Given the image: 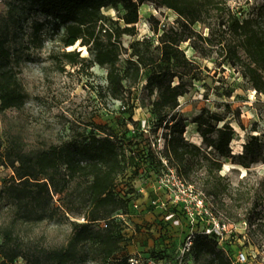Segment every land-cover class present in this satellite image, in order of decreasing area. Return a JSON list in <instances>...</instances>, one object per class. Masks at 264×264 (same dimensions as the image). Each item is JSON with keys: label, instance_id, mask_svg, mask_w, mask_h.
Listing matches in <instances>:
<instances>
[{"label": "rangeland", "instance_id": "rangeland-1", "mask_svg": "<svg viewBox=\"0 0 264 264\" xmlns=\"http://www.w3.org/2000/svg\"><path fill=\"white\" fill-rule=\"evenodd\" d=\"M142 1L135 32L121 39L119 70L124 73L129 59H137V51L158 55L164 32L182 31L191 36L181 43V48L194 67L191 76L195 77L184 78L190 81V89L180 97V106L174 112L186 125L185 138L205 148L192 120L206 107L226 116L235 128L231 143L234 154L243 152L251 135H259L264 142V93L258 92L246 76V57L231 60L225 54L222 44L229 37L225 26L218 24L221 17L208 16L203 22L187 26L158 0ZM221 1L225 17L233 13L241 20L257 17L264 7V0ZM103 12L109 18L108 25H123L119 21L122 9L104 8ZM57 22L34 8L33 0H0V36L11 49V66L26 96L23 106L0 109L1 151L12 140L20 141L26 151H39L81 140L91 133H111L126 158V168L117 178V191L130 198L128 215L116 217L133 240L117 258L129 253L144 255L153 245L161 249L169 243L178 255L189 234L205 232L214 235L218 248L230 258L235 260L244 253L246 264H264V159L245 168L230 158H221L220 174L229 190L218 197L203 190L205 166L194 164L189 179L180 177L184 185L180 186L176 169L165 157L169 130L157 128V118L152 113L157 92L152 94L146 87L150 67L143 69L137 81L130 76L132 71L127 72L124 95L116 99L109 92L107 68L68 64L64 52L81 49L83 56H92L79 43L65 46L61 41L63 27L58 30ZM209 23L216 28L211 42H206L202 37L212 36ZM159 159L163 164L158 163ZM12 175V168L0 164V188ZM89 181L79 177L63 194L53 193L52 205L58 210L40 221L20 218L12 200L1 195L0 230L13 229L14 237L26 251L66 245L72 235L70 221L84 219L78 212H66L62 205L79 199L73 207L75 211H85ZM153 199H157L154 207L150 204ZM163 201L165 207L160 203ZM103 225L100 221L93 227ZM3 239L0 235V245ZM79 255L86 260L79 257L71 264H99L95 243L82 244ZM18 261L28 264L22 258ZM195 264L207 261L201 259Z\"/></svg>", "mask_w": 264, "mask_h": 264}, {"label": "trees", "instance_id": "trees-1", "mask_svg": "<svg viewBox=\"0 0 264 264\" xmlns=\"http://www.w3.org/2000/svg\"><path fill=\"white\" fill-rule=\"evenodd\" d=\"M162 6L175 11L183 25L193 26L205 21L208 16H220L219 25L225 26L228 41L222 44L225 54L231 60L246 57L244 72L253 87L264 93V7L257 17L240 19L229 13L224 15L225 5L221 0H158ZM142 0H33L34 8L42 14L58 20L55 27H63L61 41L65 46L86 47L92 58L82 55V50L64 52L68 64L88 66L95 64L108 69V88L112 97L122 99L126 73L139 80L144 68L151 69L146 87L150 93L157 92L152 102V113L157 118V128L164 126L169 130L166 140L165 157L171 162L178 175L185 180L190 178L193 165L205 166L203 190L218 197L229 190L222 182L220 171L221 158H230L233 163L250 168L252 164L264 159V142L259 135H251L244 143L242 153L234 154L231 143L236 131L226 116L204 107L192 122L203 138L202 145L187 140L184 136L186 125L174 113L180 106V97L190 89L194 70L191 61L181 48V43L191 38L182 31L164 32L160 36V52L147 56L137 51V59H129L124 73L118 68L121 55V39L126 33L133 34L140 20ZM104 8L122 9L116 27L108 25V16ZM224 17V18H223ZM212 36L202 37L211 42L214 35L212 23H209ZM192 46L199 49L196 43ZM242 50V54H241ZM12 52L6 39L0 36V109L21 107L25 103V93L11 66ZM63 68V67H62ZM195 78L194 76H191ZM176 79L178 81L176 82ZM222 123V124H221ZM242 125V124H241ZM243 126V125H242ZM159 164H163L158 160ZM0 164L12 168L13 175L4 180L0 196L12 200L20 218L40 221L58 210L52 205L53 193L63 194L71 182L79 177L89 179L86 192L85 211H75L73 199L62 206L66 212H78L84 221L71 220L72 235L68 243L58 248H41L26 251L14 237L13 229L0 230L4 237L0 245V264H22L19 258L28 264H71L79 259L82 244L95 243L99 254V264H131L132 254L124 258L117 255L128 245L132 237L123 229L116 215H128L130 198L117 191V178L126 168V158L122 146L111 133L103 135L91 133L81 140H73L61 145H51L39 151H26L20 141L12 140L2 151ZM74 195H72L73 197ZM154 207L153 203H150ZM103 221L105 225L94 228L93 224ZM214 235L200 232L193 238L190 261L205 259L207 264H238L222 249L218 248ZM169 243L165 248L150 247L144 257L174 259L177 251ZM176 251V252H175ZM86 260V257H80Z\"/></svg>", "mask_w": 264, "mask_h": 264}, {"label": "built area", "instance_id": "built-area-1", "mask_svg": "<svg viewBox=\"0 0 264 264\" xmlns=\"http://www.w3.org/2000/svg\"><path fill=\"white\" fill-rule=\"evenodd\" d=\"M180 186H184L180 176H178ZM153 204L157 203V199L152 200ZM163 207L166 206L165 202H160ZM219 226V223H217ZM193 238L194 235L189 234L187 238L184 240L183 246L181 247V251L174 259H158L154 257H144L142 255L136 254L132 255L129 259L131 264H191L190 261V253L192 250L193 245ZM247 256L244 253H239L236 258L235 262L238 264H246L247 263Z\"/></svg>", "mask_w": 264, "mask_h": 264}, {"label": "bare ground", "instance_id": "bare-ground-1", "mask_svg": "<svg viewBox=\"0 0 264 264\" xmlns=\"http://www.w3.org/2000/svg\"><path fill=\"white\" fill-rule=\"evenodd\" d=\"M71 47H74V46H71ZM84 51H87V49H85Z\"/></svg>", "mask_w": 264, "mask_h": 264}]
</instances>
